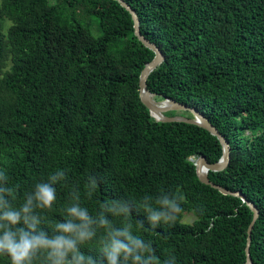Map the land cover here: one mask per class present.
Wrapping results in <instances>:
<instances>
[{
    "label": "trees",
    "instance_id": "obj_1",
    "mask_svg": "<svg viewBox=\"0 0 264 264\" xmlns=\"http://www.w3.org/2000/svg\"><path fill=\"white\" fill-rule=\"evenodd\" d=\"M123 1L163 55L146 79L154 101L196 109L227 141L226 168L207 178L257 209L249 255L264 264V0ZM132 23L114 0H0V168L18 185V202L35 181L66 169L68 184L57 187L48 214L54 219L63 218L74 187L95 214L105 199L180 186L192 222L181 217L153 232L143 210H132L131 222L144 221L156 254L173 251L179 264H243L251 210L202 184L189 161L215 163L222 146L196 125L156 120L141 103L140 72L154 53ZM92 173L102 179L89 198ZM98 250V242L85 248ZM0 264L9 262L0 256Z\"/></svg>",
    "mask_w": 264,
    "mask_h": 264
},
{
    "label": "clouds",
    "instance_id": "obj_2",
    "mask_svg": "<svg viewBox=\"0 0 264 264\" xmlns=\"http://www.w3.org/2000/svg\"><path fill=\"white\" fill-rule=\"evenodd\" d=\"M101 179L95 173L87 176L86 196L94 195ZM67 184V170L56 168L46 179L35 181L18 202V185L0 168V256L9 264H179L173 251L163 259L158 256L153 240L142 234L144 221H136L137 230L130 217L134 207L142 209L153 232L176 223L186 211L187 196L180 186H162L138 199H105L95 214L82 204L80 189L74 187L70 202L63 206V218H50L57 187ZM117 217L122 221L119 227L112 219ZM97 242V255L85 251Z\"/></svg>",
    "mask_w": 264,
    "mask_h": 264
},
{
    "label": "water",
    "instance_id": "obj_3",
    "mask_svg": "<svg viewBox=\"0 0 264 264\" xmlns=\"http://www.w3.org/2000/svg\"><path fill=\"white\" fill-rule=\"evenodd\" d=\"M116 1L122 8H124L131 16V19L133 21L132 28L134 36L137 38V40L147 49L151 50L154 53L153 59L144 65L143 69L140 72L139 76V99L141 103L148 109L149 113L158 121L162 122H185L188 124L196 125L204 130H206L208 133H210L212 136L216 137L217 140L220 142L222 146V156L219 159V161L215 163L209 164L206 159L203 156L197 157L196 161L193 162L191 158H189V161L193 162V165L195 167L196 176L198 180L209 187H211L214 190H217L222 195H228L233 197H238L244 202L249 209L252 212V221L248 226L247 229V236H246V243H245V249H244V256L245 261L243 264H252L250 255H249V246H250V235H251V229L252 226L258 216V211L252 205L249 203L239 192H232L229 190H226L225 188L214 184L213 182L209 181L207 178L208 172H218L222 171L226 168L228 162H229V151L230 148L228 146L227 141L223 138L222 135L218 133V131L208 122V120L204 117V115L200 112H198L196 109L192 107H188L184 104L177 103L172 100H164L161 103H157L153 100L154 95L151 94L146 85V79L149 73H151L163 60V55L160 52V50L153 44L150 43L147 39H145L139 32V28L137 27L139 22L136 16V13L123 1V0H114ZM167 112H187L191 115V118L187 119L181 116L176 117H166L165 113Z\"/></svg>",
    "mask_w": 264,
    "mask_h": 264
},
{
    "label": "rangeland",
    "instance_id": "obj_4",
    "mask_svg": "<svg viewBox=\"0 0 264 264\" xmlns=\"http://www.w3.org/2000/svg\"><path fill=\"white\" fill-rule=\"evenodd\" d=\"M21 2L23 3H30L32 0H20ZM90 33L93 35V36H97L98 35V30H97V25H95V23L92 21L90 23ZM191 159L195 162L197 158L195 157H191ZM194 219V216L191 214V213H184L183 216H182V219H181V222L182 223H190L192 222Z\"/></svg>",
    "mask_w": 264,
    "mask_h": 264
},
{
    "label": "bare ground",
    "instance_id": "obj_5",
    "mask_svg": "<svg viewBox=\"0 0 264 264\" xmlns=\"http://www.w3.org/2000/svg\"><path fill=\"white\" fill-rule=\"evenodd\" d=\"M154 100V99H153ZM193 161V160H192ZM194 162V161H193Z\"/></svg>",
    "mask_w": 264,
    "mask_h": 264
}]
</instances>
